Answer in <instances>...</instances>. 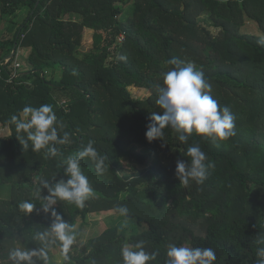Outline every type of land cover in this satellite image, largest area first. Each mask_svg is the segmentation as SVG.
<instances>
[{
  "label": "trees",
  "instance_id": "obj_1",
  "mask_svg": "<svg viewBox=\"0 0 264 264\" xmlns=\"http://www.w3.org/2000/svg\"><path fill=\"white\" fill-rule=\"evenodd\" d=\"M38 2L0 0V14L18 24L13 37L0 42V61L16 45L31 50L17 79L8 82L17 56L0 77V123L11 130L0 138V186L10 183L12 194L0 198V264H12L13 247H39L33 237L50 227L52 217L43 212L36 189L41 180L67 179L63 161L89 141L104 157L102 172L90 158L80 163L92 195L83 208L67 202L55 208L73 228L91 213L121 216L120 207H127L129 222L89 240L82 252L72 246L62 264H123L124 245L139 241L146 251L159 252L151 264H165L170 245L213 248L215 264H256V250L264 247L255 242L264 235V0H41L36 8ZM204 14L218 35L201 25ZM248 24L258 33L243 34ZM85 29L94 31L93 47L80 56ZM172 58L204 73L210 94L235 117L233 137L221 142L193 133L185 144L166 128L162 140L146 139L152 113L162 114L156 100ZM132 88L148 89L151 96L136 99ZM43 104L57 116L58 135L70 134L69 143L55 145V157L46 149L34 152L31 142L23 148L10 122L23 107ZM133 145L164 152L172 165L188 159L187 148L197 145L214 168L203 185L180 184L164 165L121 177L116 169L122 158L147 164ZM47 194L43 189L40 195ZM26 200L37 205L28 216L18 207ZM185 218L200 225L198 233L177 220ZM53 252L61 254L58 245L49 256Z\"/></svg>",
  "mask_w": 264,
  "mask_h": 264
},
{
  "label": "clouds",
  "instance_id": "obj_2",
  "mask_svg": "<svg viewBox=\"0 0 264 264\" xmlns=\"http://www.w3.org/2000/svg\"><path fill=\"white\" fill-rule=\"evenodd\" d=\"M264 44V41H261ZM118 60H126L118 56ZM172 65L170 70L162 73L163 84L159 87L156 104L162 109V114L153 112L151 122L147 126L146 139L149 142L162 140L164 130L171 128L178 134L181 143H187L189 137H208L217 141H227L235 135V117L227 106L221 107L213 98L211 84L205 79L204 73L196 70L192 63L182 66V62L172 58L166 61ZM11 124L15 126L17 138L27 148L31 142L32 150L39 152L46 149L55 157L58 149L55 145L69 143L70 134L63 132L58 135L57 116L51 105L43 104L32 107L25 106L19 115H12ZM186 160H177L175 174L182 185L195 182L203 185L208 178L209 169L214 164L208 160L206 153L197 145L187 148ZM90 158L96 163L98 172L104 169V157L99 156L93 142L89 143L75 155H69L64 161V176L56 182L41 180L36 189V196L41 200L44 213H50L52 223L44 231L36 232L33 239L39 242V247H13L8 251V259L12 264H50L49 249L58 245L62 258L67 262L72 246L77 242V233L73 226L57 212L58 202L74 204L79 208L85 206V201L93 193L88 178L81 170V160ZM47 190V195L41 197V191ZM36 204L23 201L19 211L28 216L36 209ZM121 216L127 217V207L117 209ZM257 244L264 245V235L256 237ZM123 264H151L157 260L158 251L145 250V242L134 245L125 244L121 250ZM256 264H264V247L256 250ZM165 264H215L217 259L213 248L191 247L188 245H170L166 251ZM89 264H95L91 260Z\"/></svg>",
  "mask_w": 264,
  "mask_h": 264
},
{
  "label": "rangeland",
  "instance_id": "obj_3",
  "mask_svg": "<svg viewBox=\"0 0 264 264\" xmlns=\"http://www.w3.org/2000/svg\"><path fill=\"white\" fill-rule=\"evenodd\" d=\"M22 19V18H21ZM67 20L72 21H80L77 16H69L66 17ZM202 20L201 25L206 26L208 31L211 35H218L219 31L211 26V19L209 14H204L200 17ZM22 21V20H20ZM18 24H13L9 21L8 17H3L0 14V42L4 41L7 38L13 37L16 28ZM243 34H249V33H258V28L254 24H248L245 26L242 30ZM25 36H22V39ZM93 37H94V31L85 29L82 43L79 46V54L80 56L83 54H86L89 52V50L93 47ZM30 49L21 48L19 51V57L21 63L23 64V68L26 69L25 59L29 56ZM59 76V73H57ZM133 95L136 99L144 100L151 96V91L144 88H132ZM11 135V130L8 127H5L0 123V138L8 137ZM132 149L136 151L137 153L143 154L147 156V164L141 165L139 163H136L134 161H131L129 158H122L120 160V168L116 169V173L119 174L121 177H135L146 170L150 169L152 166L155 165H164L166 167H170L171 174L176 177L175 170H176V163L172 165V160L168 155H166L164 152L157 150V149H146L142 148L138 145H133ZM11 184L5 183L0 186V198L2 199H9L11 196ZM235 216L234 213H231L228 216V219H233ZM245 217H247L245 215ZM178 222H182L184 228H191L195 232H199V229L201 228L200 225H194L189 218L185 219H177ZM123 222H129L128 219H125L124 216H119L115 214L114 212H98V213H91L87 215L86 218L82 219L79 218L75 224L74 230L76 231L77 235V242L73 245V247L79 251L82 252L86 245L88 244L89 240L100 236L104 231L109 229L110 227ZM189 244V243H188ZM52 256L50 257V264H62L63 258L60 253L53 252Z\"/></svg>",
  "mask_w": 264,
  "mask_h": 264
},
{
  "label": "built area",
  "instance_id": "obj_4",
  "mask_svg": "<svg viewBox=\"0 0 264 264\" xmlns=\"http://www.w3.org/2000/svg\"><path fill=\"white\" fill-rule=\"evenodd\" d=\"M118 41L120 43H123L125 42V36L124 35H121L118 39ZM19 50L16 51L15 53V56L14 58L17 56L19 57ZM11 58L10 57H7V58H4L3 60L0 61V77L3 76V72L6 70V68H8V66L11 64ZM10 68V71L12 72L11 75H10V79L8 80L9 83H12L13 80L17 79L20 75H19V71L22 69V65L19 61V59L17 58L16 60H14V63L11 64V66L9 67ZM61 105L63 106H67L66 104V101H62L61 102Z\"/></svg>",
  "mask_w": 264,
  "mask_h": 264
},
{
  "label": "water",
  "instance_id": "obj_5",
  "mask_svg": "<svg viewBox=\"0 0 264 264\" xmlns=\"http://www.w3.org/2000/svg\"><path fill=\"white\" fill-rule=\"evenodd\" d=\"M40 2H41V0H39V2L37 3L36 8L39 6ZM16 51H17V45L15 46V48H14V50L10 56L11 59L14 58Z\"/></svg>",
  "mask_w": 264,
  "mask_h": 264
}]
</instances>
